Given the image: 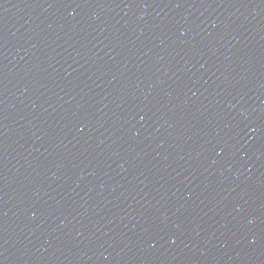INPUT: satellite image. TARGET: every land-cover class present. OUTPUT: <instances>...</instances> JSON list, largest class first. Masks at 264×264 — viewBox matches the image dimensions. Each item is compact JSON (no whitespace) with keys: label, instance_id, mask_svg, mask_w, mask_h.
I'll return each instance as SVG.
<instances>
[{"label":"water","instance_id":"1","mask_svg":"<svg viewBox=\"0 0 264 264\" xmlns=\"http://www.w3.org/2000/svg\"><path fill=\"white\" fill-rule=\"evenodd\" d=\"M0 264H264V0H0Z\"/></svg>","mask_w":264,"mask_h":264}]
</instances>
